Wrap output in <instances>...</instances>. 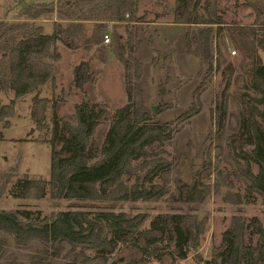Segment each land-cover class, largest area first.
Wrapping results in <instances>:
<instances>
[{"label":"trees","instance_id":"obj_1","mask_svg":"<svg viewBox=\"0 0 264 264\" xmlns=\"http://www.w3.org/2000/svg\"><path fill=\"white\" fill-rule=\"evenodd\" d=\"M222 0H175L172 23L187 28L185 45L189 54L198 57L210 71L213 67L212 36L225 31L228 40L242 56L239 68L248 89L256 96H249L241 110V130L229 137V142L237 149L245 163L243 176L250 189L256 190L264 199V63L259 52L264 53V38L259 32L264 29V16L256 17L253 24H242L228 16L221 7ZM237 4L238 0H234ZM81 6L103 5L88 20L97 22L89 33L83 23L67 26L55 25L51 35H43L39 28L30 30L14 44H9V75L0 78L1 90H12L16 97L36 91L52 76L51 66L42 59L51 57V47L59 42L69 50L84 47L103 55L106 50L99 48L105 30L103 22L125 23L126 39L120 44L122 35L114 38L113 54L124 68L126 103L116 109L105 132L99 150L90 145L102 110L94 111L87 103L77 108L76 123L61 121L57 114L58 102L51 104V135L46 142L51 146V172L48 178L22 173L11 184L8 193L13 198H43L51 191L55 198L79 201L126 202L144 200L159 192L158 185L147 187V178L168 169L169 163L163 157L150 158V150L171 137L174 120L188 119L196 112L194 103L172 118L155 117L148 105L144 90V70L146 63L154 60L138 38L136 13L138 0H74ZM202 10V13L199 10ZM34 16L40 12L34 11ZM18 25V24H15ZM205 26L196 32L190 27ZM215 27V29H214ZM14 28L0 22V37L8 35ZM32 30V31H31ZM215 32V33H214ZM137 34V35H136ZM105 54V55H106ZM55 57V56H54ZM101 61L105 56H98ZM227 72L225 88L237 77L235 65L225 60ZM73 86L82 90L93 80L88 60H82L73 67ZM169 75L157 80V94L161 100L159 113L171 106L170 89L165 88ZM168 80V81H167ZM195 94V92H194ZM197 96V95H196ZM31 119L39 126L46 118L48 100L38 93L32 97ZM225 100H218L214 109L217 131L225 124ZM259 105L261 107H259ZM61 144L57 150L56 146ZM245 145L251 147L247 152ZM99 154V157H97ZM98 158V159H96ZM139 163L134 164L136 161ZM141 179L138 172L147 168ZM252 163L257 171H252ZM155 169V170H154ZM158 171V172H156ZM123 176H135L133 183H127ZM182 182L170 200L182 204L200 203L209 192ZM143 216H128L124 212L115 213L105 207L91 216V211L70 207L56 214L47 215L40 209L16 208L0 209V234L13 239L17 245L39 242L45 246L68 243L81 245L91 250L83 253L81 259L65 264H180L190 249L200 245L204 233L205 220L194 213L184 211L161 212L154 215L146 227L142 226ZM252 231L258 235L255 247L241 251L244 223L234 218L232 226L223 233L225 249L222 264H264V229L258 218H252ZM0 235V247L4 245ZM164 243V249L157 251L154 245ZM53 252L45 250L30 256L27 264H54ZM112 256V257H111ZM1 258V249H0ZM109 262V263H108ZM11 264H22L13 262Z\"/></svg>","mask_w":264,"mask_h":264},{"label":"rangeland","instance_id":"obj_2","mask_svg":"<svg viewBox=\"0 0 264 264\" xmlns=\"http://www.w3.org/2000/svg\"><path fill=\"white\" fill-rule=\"evenodd\" d=\"M21 1L39 3L42 0H19ZM72 1L76 8L70 12L71 17H76L80 21L96 22L88 19L103 3L97 7H85ZM151 1L153 0H143L142 3L147 5ZM17 3L18 0H0V15L10 7H12L10 11L20 14L23 11H42L34 7L28 9L27 5L22 9L19 8L20 6L13 7ZM174 3L175 0H157L153 6L141 10L136 16V23L128 26L138 28L140 35L138 38L154 58L145 66L144 90L148 105L153 109L152 112H157L155 117L172 118L187 106L189 108L192 102L196 109L188 119L174 120L171 137L150 150L148 159L163 157L169 163L168 169L145 181L148 188L151 185H158L159 192L148 199L117 203L55 198L51 191L43 198L31 196L23 199L13 198L8 193L11 184L22 173L46 178L50 175L51 146L46 140L51 135L52 101L58 102L57 114L60 120L71 124L76 123L77 108L83 103H87L89 107L95 104L94 111L102 110L99 124L89 141L90 145L98 150L110 125L113 112L126 103L124 68L115 58L113 48L114 38L117 35L123 36L120 44L124 45L127 28L125 23L101 21L105 27L103 34H108L110 38L108 44H103L102 37V44L99 47L107 52V54L103 52L106 57L104 61L98 58L103 55L96 51L95 46L89 51L84 47L68 50L60 43H56L50 50L52 56L42 59V62L49 64L52 70V76L47 82L40 85L36 91L19 97H16L12 90L0 89V209H40L47 215H54L67 208L77 207L90 210L93 216L97 210L105 207L115 213L124 212L130 217L143 216V227L148 225L154 215L161 212L194 213L198 219L205 220L204 233L200 245L190 249L187 257L179 261L180 264H222L221 254L225 249L223 233L232 226L236 217L241 218L244 223L241 251L244 252L245 248L257 245L259 237L252 231L250 222L256 217L264 229V199L256 190L249 188L243 176L244 160L238 150L228 144L229 137L237 135L241 130L240 116L244 103L251 101L249 96L256 94L246 86L239 68L244 60L228 40L225 31L212 36L213 67L210 71L198 57L188 53L185 45L187 28L167 25L172 21V8L169 9V6ZM221 7L230 17L236 14V19L245 25L253 24L258 14L264 16V0H238L237 4L234 0H222ZM199 12L202 13V10L200 9ZM93 26L89 25L87 29L91 30ZM11 27L14 28L11 33L0 37V78H7L9 75V44H14L27 36L30 30L27 23L11 25ZM204 27L193 26L190 27V31L196 32ZM47 29L48 26L45 30L49 32ZM259 34L264 38V29ZM159 37L160 41H158ZM259 55L264 63V53L260 51ZM224 59L230 60L235 65L234 75H237L227 88H225L227 72L224 69ZM82 60L89 61L93 80L80 90L73 86L72 71L73 67ZM164 75H169L165 88L170 89L172 102L170 107L159 113L157 110L161 107V100L157 94V80ZM35 93L48 100L46 118L39 126L30 116L31 100ZM218 100L226 101L225 126L219 133L216 132L217 125L214 118V109ZM60 146L61 144H58L56 149L58 150ZM244 148L247 152L251 149L248 145ZM153 166L154 163L150 164L137 175L142 179L146 171ZM251 168L253 172L257 171L254 163ZM123 180L131 184L135 181V176H123ZM182 182L202 189H207L208 185L209 192L200 203L182 204L170 200V195L176 194L177 187ZM0 235L5 237L4 245L1 244L0 247V264H11L15 261L27 264L31 255L45 250L54 253V264H65L74 259H81L83 253L91 254V250L81 245L61 243L45 246L39 242L17 245L11 237ZM154 248L162 251L164 243L158 242ZM240 264H244L241 259Z\"/></svg>","mask_w":264,"mask_h":264},{"label":"crops","instance_id":"obj_3","mask_svg":"<svg viewBox=\"0 0 264 264\" xmlns=\"http://www.w3.org/2000/svg\"><path fill=\"white\" fill-rule=\"evenodd\" d=\"M142 1L143 0H138V8H137L136 16L138 15V13H140L141 10H145L146 7L148 8V6H150V5L153 6L157 0H153L151 2H148L147 5L144 2L142 3ZM68 2H70V4ZM165 4H166V2H165ZM24 5H27L26 7H28V9H32L34 7V8H40L42 11L40 12V15L34 16V15H32L34 11H28V12L23 11L20 14L16 11L15 12L10 11V8H12V7H10L7 11H5V13L0 15V22H5V23L11 24V25H15V24H19V23H27L30 27H33V29L39 28L43 35H51L54 31L55 25H57V24H60L62 26H67V25L72 24V23H83L86 27V32L89 35L92 28L90 30V29H87V27L89 25H95L96 24V22L80 21V20H77L76 17H71L69 15L70 12H72L73 9L76 8V6L73 5L72 0H42L39 3H33V2L26 3L24 1L19 2V0H18V3L15 4L13 7L20 6L19 8L22 9L24 7ZM90 6L95 7L96 5L94 4V5H90ZM90 6H85V7H90ZM142 6H145V7L142 8ZM174 6L175 5L169 6L170 7L169 9L172 8L171 9L172 13L174 10ZM172 13H171V15H172ZM142 15H144V14H142ZM39 22H41V24H38ZM163 25H165V24H163ZM167 25L174 26V27H178V26L182 27L181 25H177V24L172 23V21L170 24H167ZM46 26L49 27V29H47V30H49V32H47L45 30ZM176 29L179 30L180 28H176ZM158 41H160V37L158 38ZM57 43H59V42H57ZM61 45H63V44H61Z\"/></svg>","mask_w":264,"mask_h":264},{"label":"built area","instance_id":"obj_4","mask_svg":"<svg viewBox=\"0 0 264 264\" xmlns=\"http://www.w3.org/2000/svg\"><path fill=\"white\" fill-rule=\"evenodd\" d=\"M110 42V38L108 34H105L103 36V44H108ZM235 52H232V54H234Z\"/></svg>","mask_w":264,"mask_h":264},{"label":"water","instance_id":"obj_5","mask_svg":"<svg viewBox=\"0 0 264 264\" xmlns=\"http://www.w3.org/2000/svg\"><path fill=\"white\" fill-rule=\"evenodd\" d=\"M211 264V263H210Z\"/></svg>","mask_w":264,"mask_h":264}]
</instances>
